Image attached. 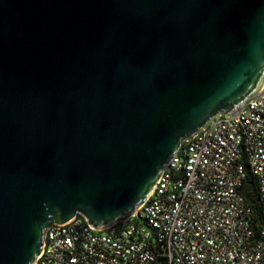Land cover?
I'll return each instance as SVG.
<instances>
[{"label": "water", "instance_id": "obj_1", "mask_svg": "<svg viewBox=\"0 0 264 264\" xmlns=\"http://www.w3.org/2000/svg\"><path fill=\"white\" fill-rule=\"evenodd\" d=\"M263 85L264 0H0V264L129 219Z\"/></svg>", "mask_w": 264, "mask_h": 264}, {"label": "built area", "instance_id": "obj_2", "mask_svg": "<svg viewBox=\"0 0 264 264\" xmlns=\"http://www.w3.org/2000/svg\"><path fill=\"white\" fill-rule=\"evenodd\" d=\"M250 176L259 220L245 197ZM35 264H264V85L184 141L129 219L53 225Z\"/></svg>", "mask_w": 264, "mask_h": 264}, {"label": "trees", "instance_id": "obj_3", "mask_svg": "<svg viewBox=\"0 0 264 264\" xmlns=\"http://www.w3.org/2000/svg\"><path fill=\"white\" fill-rule=\"evenodd\" d=\"M245 193L247 201L252 205V208L254 209V214L258 217V220L261 219L262 208L257 200V185L253 176H250V178L246 181Z\"/></svg>", "mask_w": 264, "mask_h": 264}]
</instances>
